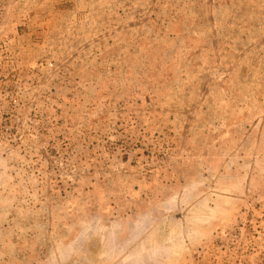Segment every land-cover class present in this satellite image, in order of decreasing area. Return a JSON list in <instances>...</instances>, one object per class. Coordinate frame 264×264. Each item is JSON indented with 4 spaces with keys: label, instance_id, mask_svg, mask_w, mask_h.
<instances>
[{
    "label": "rangeland",
    "instance_id": "rangeland-1",
    "mask_svg": "<svg viewBox=\"0 0 264 264\" xmlns=\"http://www.w3.org/2000/svg\"><path fill=\"white\" fill-rule=\"evenodd\" d=\"M0 264H264V0H0Z\"/></svg>",
    "mask_w": 264,
    "mask_h": 264
}]
</instances>
